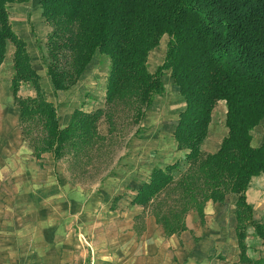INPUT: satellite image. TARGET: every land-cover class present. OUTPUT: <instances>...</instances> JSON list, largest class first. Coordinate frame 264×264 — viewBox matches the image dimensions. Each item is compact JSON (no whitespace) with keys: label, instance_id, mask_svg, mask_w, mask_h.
I'll return each instance as SVG.
<instances>
[{"label":"trees","instance_id":"trees-1","mask_svg":"<svg viewBox=\"0 0 264 264\" xmlns=\"http://www.w3.org/2000/svg\"><path fill=\"white\" fill-rule=\"evenodd\" d=\"M29 0H0V70L13 54L12 95L19 127L34 158L43 164L53 153L76 167L98 153L118 129L123 113L139 124L155 97L164 92L163 74L170 70L185 99L173 133L181 160L154 167L132 203L149 209L167 234L186 227V214L203 215L207 201L225 202L236 194L237 233L241 264H264V255L248 253L249 226L264 246V221L256 219L247 200L252 179L264 172V142L254 147L252 131L264 121V0H40L50 31L47 75L55 91L77 85L96 53L111 60L105 106L75 108L62 127L59 110L50 100L32 62L27 42L13 29L9 5ZM168 35L165 60L155 72L149 54ZM31 84L35 95L20 90ZM227 105L228 132L215 152L203 151L219 101ZM105 119L108 135L100 130ZM181 170L178 178L176 171Z\"/></svg>","mask_w":264,"mask_h":264},{"label":"crops","instance_id":"crops-1","mask_svg":"<svg viewBox=\"0 0 264 264\" xmlns=\"http://www.w3.org/2000/svg\"><path fill=\"white\" fill-rule=\"evenodd\" d=\"M31 2L33 0L24 3L14 2L11 5L30 4ZM160 44L159 47L150 52L148 57L152 59L153 68H149L151 72H155L159 64L165 60L168 43L162 37ZM11 57L8 51L2 62L0 70L1 96H7L10 88L12 94V77H8L5 73V67L8 64L11 68L14 66ZM149 62L151 61L149 60ZM87 73L82 74V78L77 85L68 90L57 92L64 93L65 91L74 90L86 79ZM107 79L108 74L106 83ZM173 83L172 75H167L166 82L164 81V92L157 95L153 102L157 97L166 94L172 98L170 100L173 101L172 104L179 103L182 94L178 85ZM85 105L84 102L83 108L87 111H93L102 106L88 109ZM217 105L216 110L223 117L219 119L212 117L208 136L202 145L203 151L207 153L217 151L228 132L225 121L226 102L225 100L219 101ZM75 108L77 106L71 108L72 110L63 121V124H60L62 127H65L69 122ZM180 112H178L175 126H173L174 128L169 137L162 134L160 142L165 146L168 142L173 143L174 150L177 152V141L173 133ZM59 120L62 123L60 115ZM144 132L145 128L139 136ZM3 135L4 133H2V137ZM252 136L254 147L264 142V121L254 128ZM21 137V139L5 137L2 141L0 138L1 153H3L2 151H11V155L8 157L0 156V162H3L1 166L3 169L0 171V264H204V256L208 259L209 252L214 248L219 249V252H223L215 255L210 262L206 260L207 264H229L232 253L237 257L236 262L241 264V249L237 233L238 219L235 213L236 194H228L225 202L207 201L203 215L197 209L190 210L185 216L186 227L180 230L179 233L167 234L151 210H145L143 206L132 203V199L138 189L141 188L142 182L149 180L151 170L154 167H162L168 164L156 165L151 163L150 157L154 159L153 148L145 145V148L139 149L134 154H142L141 159H139V156L134 155L131 162V158L128 157L122 159L114 168V174L101 185L99 192L94 195L87 194V197L82 201V204L85 205V212L79 218L78 208L73 209V211L71 208V198L73 197L70 193L65 195L62 192V189L67 190L68 185H70L69 180L66 179L65 169H60V163H56L52 152L48 164L45 165V158L41 160L43 164H40V161L35 158L40 167L35 165L32 167L33 164L28 162L25 153L26 146L20 143V141H25L22 131ZM5 147L8 148L3 150ZM179 151L182 152V150ZM34 162L36 164V161ZM250 184L246 195L249 203L253 205L255 216L256 211L264 208V172L254 177ZM62 203L64 206L70 207V220H79L82 226H85L84 230L76 233V235L66 236L65 241L63 240L64 234L59 232L56 237V246L49 243L51 239L48 238L44 226L42 231L37 232L36 236H31L29 231L31 225L29 224L30 215L33 216L39 226L47 222L60 224L63 219L61 213ZM51 207L55 212L54 219L49 217L50 214L46 215V213H50L46 209ZM46 216L49 219L45 220ZM256 219L258 218L256 217ZM25 223L28 224L25 225ZM56 224L54 227L57 228ZM100 224L104 226H100ZM250 227L255 232L253 226H249L247 232ZM84 236L87 238L89 246L83 243L82 237ZM32 237L39 240V243L33 245ZM249 238L250 235L248 234L245 242L250 254ZM68 239H72V245H69ZM32 246L36 247L33 248ZM187 256L190 261L185 263L184 260Z\"/></svg>","mask_w":264,"mask_h":264},{"label":"rangeland","instance_id":"rangeland-1","mask_svg":"<svg viewBox=\"0 0 264 264\" xmlns=\"http://www.w3.org/2000/svg\"><path fill=\"white\" fill-rule=\"evenodd\" d=\"M39 2L40 0H33V2H31L30 4H17L14 6L9 5V15L11 16L13 29L17 31L18 34L27 42V47L29 48V51L32 55V62L41 75L42 85L46 90L49 98L57 106V110H59V115L62 120V123L60 124H63V121H65V118L72 110L71 108L80 106L81 102H85V106L88 109L95 108L96 106L100 105H102L101 107L105 106L104 87L107 74L110 70L111 60H109L106 55L96 53L94 59L92 60L93 64H91V66H89V68H87V70L85 71L88 72L85 76L86 79L82 83H80L79 86L74 88V90L65 91L64 93L55 91L51 78H49V76L47 77L46 75L47 46H45V44L47 41V35L50 31V27L42 14V9ZM163 40H166V43H168V35H164ZM7 47L12 56V59L15 47L11 43H8ZM148 59L151 61L148 64L149 68H153L152 59ZM170 72V70L165 71V74L162 77L163 81L166 82V77L170 74ZM5 73L10 78L13 76L14 70L10 67V64L5 67ZM172 80L174 81L173 77ZM20 94L23 96H32L35 95V89L31 84H24L20 90ZM170 100H172V98H170V96L166 94L157 97L155 102H153V104L148 109L145 118L142 121L145 132L141 136H138L136 134V131L139 128V124L133 123L130 114L126 115L125 113H123L122 115L120 114L117 119V124L119 125L118 129L113 133V135L108 136V139L104 143V146L101 148V150L98 151V153L92 155V158L85 157L82 160V164L77 167L71 164L67 158L66 160L60 162V169H65L66 179L69 180L70 183V185H68L67 187L68 189H62V192H64L65 195H67V193H70L73 197L71 198V208L72 211L73 209L78 208L79 218L83 216L85 212V205L82 204V201L87 197V194L91 193L94 195L98 193L101 185L105 182V180H107L109 177H111V175L114 174V168L122 161V159H127L126 157H128L129 159L131 158L130 162L132 161L134 156H139V159H141L143 156L142 154H134L136 151H139V149L141 150L142 148H145V145H149L153 148L152 152L154 155V159L153 157L151 158L149 156L150 162L152 161L151 163L162 165L169 162H174L180 157L179 159L182 163L181 170L185 168V154L183 151H175V146L171 142H168L166 146L160 144L162 140L161 135L164 134L165 137H169V134L174 128L173 126H175L178 112H180L185 107V99L183 98V96L181 97V101L179 103H176V105L172 104L173 101ZM216 113H218V115L215 116ZM213 116L218 119L220 117H223L219 112H217V110L214 112ZM108 129L109 125L106 123L105 119H102L100 122L101 132L105 135H108ZM2 133H4L3 137ZM5 137L9 139H12L13 137L19 139L22 138L21 127H19L18 106L14 103L13 95L11 94V88L9 89L7 96L0 95L1 141L5 139ZM13 143L17 144L16 142ZM20 143L26 146L25 153L27 155L28 162H32V167H34V165L36 167H40L38 164L39 162L33 157L32 150L29 147L28 143L26 141H20ZM7 148L8 147H5L3 148V150ZM2 152L3 153H1L0 150V156L8 157L9 155H11V151ZM51 155L52 153L45 154V165L50 161ZM34 161H36V164ZM2 164L3 162H0V171L3 169V167H1ZM28 170L30 171L29 168ZM181 170L176 171L175 175L177 178L180 175ZM61 206L63 219L62 223L60 224H56V222L49 223L46 221V224H41L39 226V224L35 222L33 216L30 215L29 224L31 225L29 231L31 233V236H36L37 232L39 230L42 231V227L44 226L46 227L48 238L51 239L49 243H53L54 246H56V237L58 236L59 232H62L64 234L63 240L65 241L66 236L73 234L76 235V233L84 230L85 226H82L79 220H70V207L64 206L63 203L61 204ZM46 211L50 212L46 213V215L50 214L49 217H52L54 219L55 212L53 207L47 208ZM31 214L33 213L31 212ZM255 216L258 219L260 218L264 220V208L256 211ZM49 217L46 216L45 220L49 219ZM54 223L57 225V228L56 226L54 227ZM27 224L28 223H25V225ZM100 226L104 225L100 224ZM94 227L96 228V225ZM252 230V227H250L248 231V234L250 235V254L254 257H260L261 255H264V246L261 239H259L255 235V232H253ZM32 239L33 245H36L37 242L39 243V240L35 239L34 237H32ZM82 239L83 243L86 246H89L87 243V238L84 236L82 237ZM68 241L69 245H72V239H68L67 242ZM32 247L35 248L36 246ZM222 252L223 251L219 252V249L217 248L212 249L208 254V259L206 256H204V264H207L206 260L210 262L213 260V257L215 255L222 254ZM234 255L235 254L232 253L231 258L229 259V264H238L236 262L237 257L236 255ZM189 261L190 260L187 256L184 262L187 263Z\"/></svg>","mask_w":264,"mask_h":264}]
</instances>
